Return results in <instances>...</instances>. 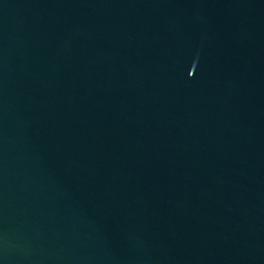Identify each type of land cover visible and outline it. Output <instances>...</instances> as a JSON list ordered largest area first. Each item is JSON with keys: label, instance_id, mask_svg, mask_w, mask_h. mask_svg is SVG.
<instances>
[{"label": "water", "instance_id": "1", "mask_svg": "<svg viewBox=\"0 0 264 264\" xmlns=\"http://www.w3.org/2000/svg\"><path fill=\"white\" fill-rule=\"evenodd\" d=\"M0 264H264V0H0Z\"/></svg>", "mask_w": 264, "mask_h": 264}]
</instances>
